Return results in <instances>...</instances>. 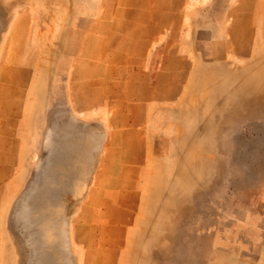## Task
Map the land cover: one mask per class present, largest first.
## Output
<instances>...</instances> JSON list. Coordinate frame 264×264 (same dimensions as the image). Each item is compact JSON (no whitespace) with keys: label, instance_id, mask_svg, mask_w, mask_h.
I'll return each mask as SVG.
<instances>
[{"label":"rangeland","instance_id":"1","mask_svg":"<svg viewBox=\"0 0 264 264\" xmlns=\"http://www.w3.org/2000/svg\"><path fill=\"white\" fill-rule=\"evenodd\" d=\"M0 264H264V0H0Z\"/></svg>","mask_w":264,"mask_h":264}]
</instances>
